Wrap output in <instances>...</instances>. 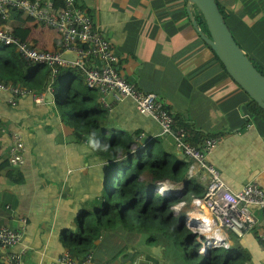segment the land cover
Segmentation results:
<instances>
[{
    "label": "crops",
    "instance_id": "crops-1",
    "mask_svg": "<svg viewBox=\"0 0 264 264\" xmlns=\"http://www.w3.org/2000/svg\"><path fill=\"white\" fill-rule=\"evenodd\" d=\"M75 1L90 13L94 26L116 55V69L127 80L143 91H154L175 116L194 130L218 137L206 160L220 171L228 189H238L252 178L264 187V120L246 111L248 95L197 33L195 26L205 32L198 21L199 10L189 0ZM217 2L234 40L264 71V0ZM27 25L36 46L57 45L54 29L32 20ZM49 92L50 101L44 96L45 90L42 102H34L27 94L14 105L7 102V93H0V163L13 133H19L24 141L23 160L12 167L19 174H10L9 165L0 167V225L22 229L19 242L11 247L13 251L22 249L17 264H52L64 250L76 256L88 251L94 264H139L140 260L145 264H176L154 229L125 230L117 223L101 232L85 252L62 244L63 233L80 226L78 212L92 211L97 202L103 203L106 177L113 168L95 142L102 144V140L115 134L130 140V146L134 142L145 148L156 138L154 148L169 155L171 165L178 163L182 170L187 159L174 148L171 135L162 133L153 118L139 113L127 96L104 109L94 90L93 102L102 110L98 129L103 135L96 141L97 136L73 125L64 114L61 116L62 107L55 103L52 90ZM142 136L146 137L144 141H140ZM134 160H130L132 166ZM18 176L20 180H15ZM152 177L148 170L137 176L145 181ZM160 181L165 192H171L173 187H183L184 178L165 177ZM192 181L198 186L194 187L197 192L189 191L188 197L201 195L203 185ZM187 199L185 207L171 209V214L182 213L189 217L190 224L201 225L203 220L194 216L202 207L193 206L196 215H190L192 203ZM250 210L256 222L242 236L213 222L199 230L203 238L201 230L207 231L208 227L216 226L222 232L221 238L211 242L210 253L219 248L224 255L238 257L244 264H264V245L257 235L264 229V215L256 206H250ZM148 235L153 239L148 241ZM3 250L0 247V259ZM128 251L130 256L125 258Z\"/></svg>",
    "mask_w": 264,
    "mask_h": 264
},
{
    "label": "built area",
    "instance_id": "built-area-1",
    "mask_svg": "<svg viewBox=\"0 0 264 264\" xmlns=\"http://www.w3.org/2000/svg\"><path fill=\"white\" fill-rule=\"evenodd\" d=\"M55 1L58 3L55 4ZM11 9L19 10L31 20L54 29L58 35L57 45L37 47L31 39L15 35L8 23ZM0 19V43L10 45L24 61L43 64L49 69L41 91L0 78V93H7L6 100L10 105L27 94L34 102H42L44 91L52 90V80L58 68L75 67L80 70L84 85L96 91L102 108L109 109L114 102L127 96L133 100L139 113L153 118L162 133L171 135L174 148L187 159L185 177L195 179L204 188L201 195H190L189 203L195 208L204 207L210 218L194 226V223H189V217H184L186 226L196 233L194 238L199 244L195 248L197 253L210 257L219 253H210L211 243L206 238L204 241L199 239V230L206 228V222H213L228 232L242 236L256 222L250 206H256L264 215V187L260 182L252 178L238 189H228L221 180L220 171L206 160V154L216 145L218 137L207 135L200 142H192L190 127L177 124L174 114L154 91H143L127 80L115 67L116 55L107 39L94 26L90 13L78 6L75 0H0ZM66 51L72 56L64 57L62 54ZM23 153L24 141L19 133H13L5 150V158L10 165L17 166L23 160ZM164 186L159 182L156 190L162 193ZM173 191L179 193L181 187H173ZM184 203L185 200L180 199L170 204V208L176 210ZM21 231V227L0 225V247L4 249L0 259L2 264H17L20 261L22 249L13 251L11 247L19 242ZM257 235L264 245V229ZM203 246L204 250L199 249ZM52 264L94 263L88 251L76 256L64 250L53 259Z\"/></svg>",
    "mask_w": 264,
    "mask_h": 264
},
{
    "label": "trees",
    "instance_id": "trees-1",
    "mask_svg": "<svg viewBox=\"0 0 264 264\" xmlns=\"http://www.w3.org/2000/svg\"><path fill=\"white\" fill-rule=\"evenodd\" d=\"M215 2L224 19L225 13L221 5L217 0ZM57 3L55 1V4ZM8 18V23L12 26L15 35L20 38L31 39L28 34L29 26L27 25L28 21L31 20L29 17L19 10L11 9ZM198 21L207 34L205 22L200 12ZM7 46L11 47L0 43V49L3 50L0 53V78L37 91L43 90L44 83L48 78V67L43 64L24 61L12 47L11 50H5ZM249 60L258 71L264 74L263 69L256 62L251 58ZM78 74H81L80 70L75 67L58 68L52 80L54 101L58 106L62 107L61 116L64 114L73 125L84 128L88 133L97 136L96 141H99L103 136L102 130L98 129V119L102 115V110L93 102L94 89L86 87L84 84L71 83L75 75ZM244 106L249 114L264 120V109L258 106L253 99L248 97ZM174 119L177 124L190 127L192 130L190 137L192 142H200L202 138L207 136L200 131L194 130L189 124L182 122L175 115ZM155 140L156 138H152L145 148H142V146L137 147L134 142L130 146L132 143L130 140L122 139L121 136L119 137L115 134H111L107 139L102 140V144L95 142L104 157L111 161L113 169L106 177L102 196L103 203L99 205V202H97L92 211L85 209L78 212L76 217L80 225L78 229L62 235V244L65 247L85 252L92 246L93 240L98 238L101 232L110 230L117 223L121 224L125 230L146 232L149 229H156L155 222H157L169 234H174V230L180 226L185 227L182 213L177 216L172 215L170 204L180 199L189 198L188 192L193 191V189L192 193L197 192L194 187L198 186L191 178L185 177V167L180 170L178 163L171 165L169 155L154 148ZM132 158H135L133 166L130 161ZM8 165L11 166L8 169L10 174H19V171L12 169L13 166L8 163L6 158L0 163V167ZM143 170H148L153 174L151 181L137 178L138 174ZM165 177L175 180L183 177L181 192H158L156 190L158 183ZM14 179L20 180V177L18 176ZM154 180L155 182H153ZM182 190H185V192L182 193ZM200 192L202 190L198 193ZM152 239L153 236H147L148 241ZM190 240L191 238L187 239L185 244L189 245ZM218 251L219 253L211 258L203 257L200 264H244L243 260L238 259V257L224 255L219 248L213 250V253ZM0 264H2L1 261Z\"/></svg>",
    "mask_w": 264,
    "mask_h": 264
},
{
    "label": "water",
    "instance_id": "water-1",
    "mask_svg": "<svg viewBox=\"0 0 264 264\" xmlns=\"http://www.w3.org/2000/svg\"><path fill=\"white\" fill-rule=\"evenodd\" d=\"M189 2L199 10L205 22L207 34L196 27L194 19L191 18V22L201 39L210 46L228 75L245 91L249 98L264 109V74L254 67L248 56L234 40L215 0H189ZM62 55L64 57L72 56L67 51L63 52ZM44 96L48 101L51 100L50 92L47 91ZM145 138L142 136L140 141H144ZM180 154L183 155L181 152ZM126 255L125 258L130 256L129 251ZM139 264H145V261L140 260Z\"/></svg>",
    "mask_w": 264,
    "mask_h": 264
},
{
    "label": "rangeland",
    "instance_id": "rangeland-1",
    "mask_svg": "<svg viewBox=\"0 0 264 264\" xmlns=\"http://www.w3.org/2000/svg\"><path fill=\"white\" fill-rule=\"evenodd\" d=\"M11 49H12L11 47L7 46L5 50H11ZM2 52H3V50L0 49V53H2ZM72 82H73V84H77V83L84 84L83 80L81 79L79 74L75 75V77L72 79ZM163 191H165V190L163 189ZM187 200H189V199H187ZM185 204H186V202L179 207H185ZM180 211H183V209L182 208L179 209V212ZM182 220H183V224L185 225L186 228L183 226H180L174 230V234L166 233L164 231V228L159 226L157 222H155L156 229H154V230H155V232L158 233V235H160L161 239H163V241H165L164 244L167 247L166 252H167L168 256L170 254L174 263H176V264H200V261L203 257H209L210 258V256L205 255V254H199L195 251L196 246L199 245L198 242L194 238V235L196 233H192L190 231V228H188V226H186L184 215H183ZM190 234H191V237H190ZM189 238H191L189 245L185 244L186 240ZM204 238L202 236L199 237V239H201L203 241H204ZM211 247L209 248V251H210ZM201 248H199V249H201Z\"/></svg>",
    "mask_w": 264,
    "mask_h": 264
},
{
    "label": "bare ground",
    "instance_id": "bare-ground-1",
    "mask_svg": "<svg viewBox=\"0 0 264 264\" xmlns=\"http://www.w3.org/2000/svg\"><path fill=\"white\" fill-rule=\"evenodd\" d=\"M166 188V187H165ZM191 207L189 208V210H188V213L190 214V215H196V213H194V211H193V204L192 205H190ZM194 217H196L197 219H199V220H206V219H209L210 218V216H209V214H208V212H207V210L204 208V207H202L201 208V212L197 215V216H194ZM194 217H192V218H194ZM209 223L210 222H206L205 223V225H206V227L209 225ZM201 232H203L204 233V235H205V238L207 237V239H206V241L210 244L212 241H213V239L214 240H217L218 238H221V234H222V232H220V229L218 228V227H211V228H207V231H201ZM203 249H204V246L202 247Z\"/></svg>",
    "mask_w": 264,
    "mask_h": 264
}]
</instances>
